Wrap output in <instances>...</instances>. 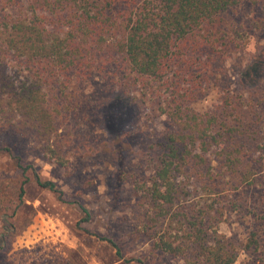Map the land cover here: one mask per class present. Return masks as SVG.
Wrapping results in <instances>:
<instances>
[{
  "label": "trees",
  "instance_id": "obj_1",
  "mask_svg": "<svg viewBox=\"0 0 264 264\" xmlns=\"http://www.w3.org/2000/svg\"><path fill=\"white\" fill-rule=\"evenodd\" d=\"M263 32L264 0H0V135L32 142L0 145L23 179L18 206L31 181L66 201L36 163L70 170L93 149L97 114L77 88L103 80L117 94L110 102L152 109L163 126L147 173L119 172L141 209L138 236L185 264H235L241 251L264 264V98L226 84L229 60ZM212 92L215 102L197 110ZM2 177L0 255L18 229ZM200 192L204 202L192 204ZM228 216L243 228L236 237L220 230Z\"/></svg>",
  "mask_w": 264,
  "mask_h": 264
},
{
  "label": "rangeland",
  "instance_id": "obj_2",
  "mask_svg": "<svg viewBox=\"0 0 264 264\" xmlns=\"http://www.w3.org/2000/svg\"><path fill=\"white\" fill-rule=\"evenodd\" d=\"M227 67V85L237 93L251 94L254 102L262 100L264 32L256 35L238 57L229 60ZM77 89L97 114L91 119L96 132L91 138L93 149L79 152L72 159L70 170L41 160L36 163L41 177L56 182L65 192V202L31 181L24 186V203L18 206L17 190L23 179L13 177L8 160L0 158L7 200L4 212L11 215L17 209L12 221L18 227L11 238V251L0 255V262L56 264L66 259L73 264H141L139 260L144 264H185L181 258L154 254L150 241L138 236L141 209L132 187L119 179L120 168L124 167L130 174L147 173L152 145L163 129L162 124L152 123V109L132 104L127 111V105L115 104L114 100L111 103L110 98H117V94L103 80L80 84ZM215 100L216 93L212 92L196 104V109L204 112ZM100 122L105 132L102 124L98 126ZM132 125L139 130L135 135H131ZM4 142L19 144L24 151L32 146L31 140L15 133L0 135V145ZM201 194H195L191 203L202 204ZM74 202L88 210L89 221H85L82 205ZM235 222L234 217L228 216L220 226L221 232L234 237L241 234L243 228ZM237 262L258 264L243 251Z\"/></svg>",
  "mask_w": 264,
  "mask_h": 264
},
{
  "label": "clouds",
  "instance_id": "obj_3",
  "mask_svg": "<svg viewBox=\"0 0 264 264\" xmlns=\"http://www.w3.org/2000/svg\"><path fill=\"white\" fill-rule=\"evenodd\" d=\"M237 264H239V262H237Z\"/></svg>",
  "mask_w": 264,
  "mask_h": 264
}]
</instances>
